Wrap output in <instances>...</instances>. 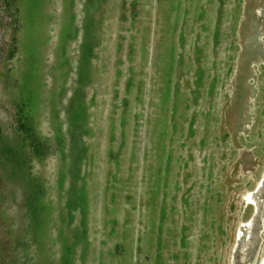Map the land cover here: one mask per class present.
I'll use <instances>...</instances> for the list:
<instances>
[{
    "label": "rangeland",
    "instance_id": "374dc122",
    "mask_svg": "<svg viewBox=\"0 0 264 264\" xmlns=\"http://www.w3.org/2000/svg\"><path fill=\"white\" fill-rule=\"evenodd\" d=\"M263 253L264 0H0V264Z\"/></svg>",
    "mask_w": 264,
    "mask_h": 264
},
{
    "label": "bare ground",
    "instance_id": "6f19581e",
    "mask_svg": "<svg viewBox=\"0 0 264 264\" xmlns=\"http://www.w3.org/2000/svg\"><path fill=\"white\" fill-rule=\"evenodd\" d=\"M251 203H252V202H251ZM262 256H263V260H264V253H263V255H262Z\"/></svg>",
    "mask_w": 264,
    "mask_h": 264
}]
</instances>
